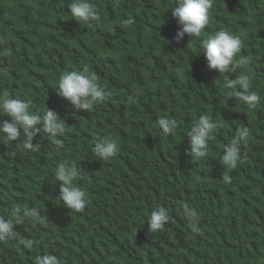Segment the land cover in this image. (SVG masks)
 I'll return each instance as SVG.
<instances>
[{
    "label": "trees",
    "instance_id": "16d2710c",
    "mask_svg": "<svg viewBox=\"0 0 264 264\" xmlns=\"http://www.w3.org/2000/svg\"><path fill=\"white\" fill-rule=\"evenodd\" d=\"M70 2L0 0V52L8 53L0 56V92L33 111L46 106L72 129L56 137L59 144L38 133L37 152L0 143V215L17 206L39 211L35 222L16 225L17 239L0 242V264H36L44 254L63 264H264V0H213L202 37L180 42L176 0H92L100 16L87 25L72 20ZM220 29L240 35L239 55L253 57L255 109L228 96L223 77L203 65L202 39ZM85 65L111 93L92 113L52 88ZM202 115L219 127L208 157L193 162L186 133ZM161 117L177 121L169 136ZM9 119L0 110V121ZM241 127L251 131L242 162L224 168L219 155ZM106 137L119 152L102 161L91 148ZM65 161L89 194L83 213L59 197L54 173ZM184 204L199 213L201 233L192 232ZM157 207L170 222L150 235L147 220ZM27 240L32 248L20 243Z\"/></svg>",
    "mask_w": 264,
    "mask_h": 264
},
{
    "label": "clouds",
    "instance_id": "9594fccd",
    "mask_svg": "<svg viewBox=\"0 0 264 264\" xmlns=\"http://www.w3.org/2000/svg\"><path fill=\"white\" fill-rule=\"evenodd\" d=\"M72 20L85 25L97 21L100 13L92 0H71L67 4ZM213 8V0H176L171 8L172 16L176 18L179 28L174 39L180 42L187 35L191 40L202 37L210 23V11ZM131 19L124 21V26L131 24ZM5 41L0 39V45ZM245 47L240 35L220 29L214 34L202 39V61L208 70H215L223 77L224 86L229 89L228 96L243 101L249 108L255 109L261 101V97L251 90L252 75L248 71L253 57L240 56ZM199 53V54H200ZM7 51L0 52V56H7ZM198 54V55H199ZM237 69H243L239 75L232 77ZM59 97L69 102L76 110H87L92 113L96 106L107 101L111 93L97 82L95 75L89 72L85 65L80 71H67L60 75L55 87H52ZM0 110L10 119L0 121V143L16 142L20 148L37 152L41 149L40 143H33L38 133H47L57 144V136L70 132L71 127L66 128V123L60 115L45 106L43 111L31 110L30 102L13 98L9 92H0ZM159 128L165 135L172 134L177 128V121L168 117L158 120ZM219 125L207 115H202L187 131L188 145L186 154L193 162L208 157L209 141L214 139V134ZM23 134V138L22 137ZM251 139V131L248 127L237 129L236 136L226 144L219 161L224 168L234 169L242 162V146ZM96 158L108 161L115 158L119 152V144L111 137L98 139L91 148ZM55 179L59 183V197L64 206L71 212L83 213L90 203L89 194L74 182L77 179V170L74 164L60 162L55 169ZM227 175L223 176L228 181ZM184 216L193 233H201V217L188 204L183 205ZM39 216L36 208H21L19 206L10 209L7 217L0 215V242L17 239L16 225L23 221L35 222ZM150 225L149 234L157 233L165 229L170 222V215L165 207L154 208L148 218ZM25 248H32V240L20 241ZM36 264H63L62 259L55 254L38 256Z\"/></svg>",
    "mask_w": 264,
    "mask_h": 264
},
{
    "label": "bare ground",
    "instance_id": "6f19581e",
    "mask_svg": "<svg viewBox=\"0 0 264 264\" xmlns=\"http://www.w3.org/2000/svg\"><path fill=\"white\" fill-rule=\"evenodd\" d=\"M63 67V66H62Z\"/></svg>",
    "mask_w": 264,
    "mask_h": 264
}]
</instances>
